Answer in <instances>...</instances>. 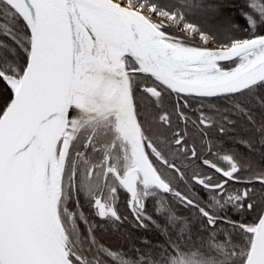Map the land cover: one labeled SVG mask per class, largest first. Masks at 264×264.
<instances>
[{
  "label": "snow or ice",
  "instance_id": "6c2138e0",
  "mask_svg": "<svg viewBox=\"0 0 264 264\" xmlns=\"http://www.w3.org/2000/svg\"><path fill=\"white\" fill-rule=\"evenodd\" d=\"M226 6L0 0V264H264V0ZM121 194L162 239L102 242Z\"/></svg>",
  "mask_w": 264,
  "mask_h": 264
},
{
  "label": "trees",
  "instance_id": "16d2710c",
  "mask_svg": "<svg viewBox=\"0 0 264 264\" xmlns=\"http://www.w3.org/2000/svg\"><path fill=\"white\" fill-rule=\"evenodd\" d=\"M224 3L227 5L224 9L223 12L227 15L233 16L235 20H237L240 24H243V21L239 17V8H233L231 5H240L243 3V0H224ZM237 35H242L243 33L237 31ZM225 144L229 147H235V149L240 150L242 152H247V149H245L242 145L239 144H234V141L228 139L225 141ZM254 159L259 163L260 162V154L259 152H255L253 154ZM179 189L181 191H186L187 187L183 184L179 186ZM171 200V197L168 198ZM154 202L152 200H149L147 202V209L149 214L153 215L156 219H160L159 216L156 215L154 211ZM173 207L176 208L178 212H181L183 215L187 216L189 213H187L186 210H184L181 206L175 204L173 201ZM236 219H239V216L236 213H230V215ZM247 220H251L252 217L248 216L246 217ZM121 224L124 225L122 228H116L115 231H107V232H102L100 235V238L102 242H104L107 245L110 246H116L117 244H120L127 249L131 244L135 243L139 245L142 241L148 240L151 242H158L162 237H160L154 227V225H149L147 229L144 228H137L135 229L133 225V218L131 215H128V220L123 221ZM123 237V238H122ZM130 237V239H128ZM128 239V244H125V240Z\"/></svg>",
  "mask_w": 264,
  "mask_h": 264
},
{
  "label": "flooded vegetation",
  "instance_id": "af4514ba",
  "mask_svg": "<svg viewBox=\"0 0 264 264\" xmlns=\"http://www.w3.org/2000/svg\"><path fill=\"white\" fill-rule=\"evenodd\" d=\"M227 141V140H226ZM187 188H190V187H193L192 185H185ZM195 191L196 192H198L199 194H200V196H204V190L202 189V188H200L199 186H196L195 187ZM82 203H83V200H82ZM118 208H119V211H120V213H121V215H130L129 213H128V210H127V207H126V202H125V200H124V197H123V194H121V197H120V201H119V203H118ZM84 211H85V213L87 214V212H88V208H87V206L85 205V207H84V209H83ZM232 215V214H231ZM128 220V219H127ZM127 220H125V221H127ZM133 226V225H132ZM81 227H83L82 225H81ZM122 227H124V225L123 224H120L119 225V227L118 228H122ZM135 229H137V227H134ZM116 230V228H114V227H111V226H108L105 230H103L102 232H107V231H110V232H112V231H115ZM101 232V233H102ZM101 233H99V234H101Z\"/></svg>",
  "mask_w": 264,
  "mask_h": 264
},
{
  "label": "rangeland",
  "instance_id": "374dc122",
  "mask_svg": "<svg viewBox=\"0 0 264 264\" xmlns=\"http://www.w3.org/2000/svg\"><path fill=\"white\" fill-rule=\"evenodd\" d=\"M210 47H213V45H209Z\"/></svg>",
  "mask_w": 264,
  "mask_h": 264
}]
</instances>
